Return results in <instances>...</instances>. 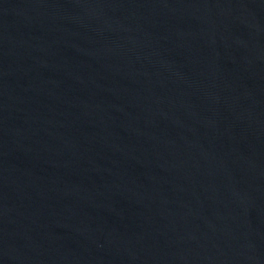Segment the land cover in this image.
Segmentation results:
<instances>
[{
  "label": "water",
  "instance_id": "1",
  "mask_svg": "<svg viewBox=\"0 0 264 264\" xmlns=\"http://www.w3.org/2000/svg\"><path fill=\"white\" fill-rule=\"evenodd\" d=\"M0 264H264V0H0Z\"/></svg>",
  "mask_w": 264,
  "mask_h": 264
}]
</instances>
